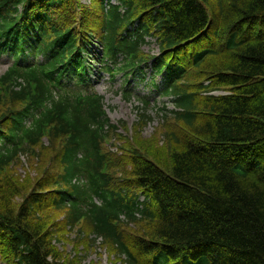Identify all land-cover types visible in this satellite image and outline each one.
Listing matches in <instances>:
<instances>
[{
  "label": "trees",
  "instance_id": "1",
  "mask_svg": "<svg viewBox=\"0 0 264 264\" xmlns=\"http://www.w3.org/2000/svg\"><path fill=\"white\" fill-rule=\"evenodd\" d=\"M116 1L0 0L2 262L83 264L100 239L113 264H264V0ZM95 63L141 104L132 136ZM146 67L172 108L143 139Z\"/></svg>",
  "mask_w": 264,
  "mask_h": 264
},
{
  "label": "rangeland",
  "instance_id": "2",
  "mask_svg": "<svg viewBox=\"0 0 264 264\" xmlns=\"http://www.w3.org/2000/svg\"><path fill=\"white\" fill-rule=\"evenodd\" d=\"M85 5H89V2H84ZM83 4V6H84ZM143 51L149 55L157 54L159 52V46L155 42V39H150L142 47ZM91 52V56L100 55V46L97 44L92 45L89 48ZM93 54V55H92ZM8 61L5 58H0V75L5 71ZM100 63H95L92 68L91 73V84L94 91L103 96L105 110L107 113L110 122L120 127L123 125L126 129L125 136H132L134 131L133 127L139 120V109L137 107H142L141 104L138 103L137 99H131L129 102L124 100L121 95V90L124 88L122 86L123 77L121 74H116L114 78L107 71L102 70L99 66ZM152 71L151 68L146 67L144 69V75L137 73L132 76L131 84L134 87L133 91L138 96L148 95L150 96L151 103L149 105L148 113L150 114L151 120L149 123L144 125L142 130L143 139L150 138L154 135L157 128L159 127L161 118L159 115V109L165 103L168 108H172V104L167 102L166 99L161 98V95L158 93L159 88H155L152 84ZM156 84H161V76L156 77ZM222 93V92H217ZM117 132L120 134L122 130L119 129ZM156 136V135H155ZM158 136V134H157ZM130 139V138H127ZM112 142L118 145L119 140L112 137ZM114 151L116 148H112ZM31 169V168H30ZM30 175H35V170H29ZM18 173L24 175L25 172L23 169L18 168ZM100 239L97 240V244L93 246L91 250L86 252L84 256L83 264H113V257H111L106 249L103 247H99ZM61 245V244H60ZM66 252L74 253V243L69 242L68 245H65ZM81 246L78 247L77 252H80ZM85 253L84 250H82ZM0 264L2 263V259L0 258Z\"/></svg>",
  "mask_w": 264,
  "mask_h": 264
}]
</instances>
